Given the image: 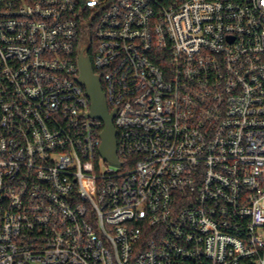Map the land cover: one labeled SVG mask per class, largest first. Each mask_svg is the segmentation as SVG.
Returning a JSON list of instances; mask_svg holds the SVG:
<instances>
[{"label": "built area", "instance_id": "1", "mask_svg": "<svg viewBox=\"0 0 264 264\" xmlns=\"http://www.w3.org/2000/svg\"><path fill=\"white\" fill-rule=\"evenodd\" d=\"M0 264H264V0H0Z\"/></svg>", "mask_w": 264, "mask_h": 264}, {"label": "water", "instance_id": "2", "mask_svg": "<svg viewBox=\"0 0 264 264\" xmlns=\"http://www.w3.org/2000/svg\"><path fill=\"white\" fill-rule=\"evenodd\" d=\"M79 71L78 84L85 89L86 97L90 102L89 118L102 124L100 134L99 155L105 163L119 166L116 151V130L113 126L114 113H109L100 81L94 75L89 57L83 50L77 54Z\"/></svg>", "mask_w": 264, "mask_h": 264}, {"label": "trees", "instance_id": "3", "mask_svg": "<svg viewBox=\"0 0 264 264\" xmlns=\"http://www.w3.org/2000/svg\"><path fill=\"white\" fill-rule=\"evenodd\" d=\"M87 54H88V57H89L90 61H92L91 50H88V51H87ZM109 112H110V110H109Z\"/></svg>", "mask_w": 264, "mask_h": 264}]
</instances>
